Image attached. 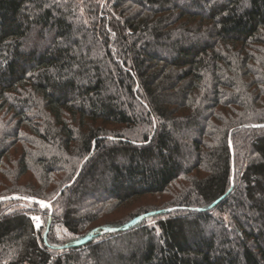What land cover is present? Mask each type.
<instances>
[{
  "label": "trees",
  "instance_id": "16d2710c",
  "mask_svg": "<svg viewBox=\"0 0 264 264\" xmlns=\"http://www.w3.org/2000/svg\"><path fill=\"white\" fill-rule=\"evenodd\" d=\"M0 264H264V0H0Z\"/></svg>",
  "mask_w": 264,
  "mask_h": 264
},
{
  "label": "rangeland",
  "instance_id": "374dc122",
  "mask_svg": "<svg viewBox=\"0 0 264 264\" xmlns=\"http://www.w3.org/2000/svg\"><path fill=\"white\" fill-rule=\"evenodd\" d=\"M23 181V180H22ZM171 191H167L166 193H162L156 196H145L143 198L140 199H136L134 201H132L131 203H129L126 206H123L122 208H120L119 210H117L115 213H113L111 216L112 219L116 218H120L122 220L126 219V216L128 214H131L133 212H135L136 210H138L141 207H154V206H161L162 204H164L166 201H168L169 199H171L170 196ZM43 208V207H42ZM142 215L136 217L137 220L141 219ZM139 218V219H138ZM35 225L37 222H35ZM39 223L41 224V219L39 221Z\"/></svg>",
  "mask_w": 264,
  "mask_h": 264
},
{
  "label": "snow or ice",
  "instance_id": "6c2138e0",
  "mask_svg": "<svg viewBox=\"0 0 264 264\" xmlns=\"http://www.w3.org/2000/svg\"><path fill=\"white\" fill-rule=\"evenodd\" d=\"M38 203L40 204L41 207H48V205L45 204L44 201H38ZM31 219H32L33 221L37 222L35 226H36L37 228H39V227H40V223H39V221H40L41 218H40L39 216H33Z\"/></svg>",
  "mask_w": 264,
  "mask_h": 264
},
{
  "label": "water",
  "instance_id": "95a60500",
  "mask_svg": "<svg viewBox=\"0 0 264 264\" xmlns=\"http://www.w3.org/2000/svg\"><path fill=\"white\" fill-rule=\"evenodd\" d=\"M45 204H47L48 206H49V204L48 203H45ZM139 219V218H138Z\"/></svg>",
  "mask_w": 264,
  "mask_h": 264
}]
</instances>
